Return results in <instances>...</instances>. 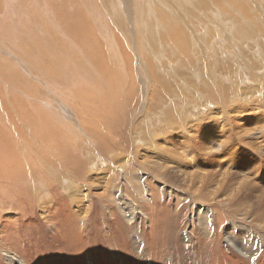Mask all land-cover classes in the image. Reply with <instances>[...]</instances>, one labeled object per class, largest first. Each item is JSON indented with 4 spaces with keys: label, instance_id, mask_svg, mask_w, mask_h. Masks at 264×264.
<instances>
[{
    "label": "rangeland",
    "instance_id": "rangeland-1",
    "mask_svg": "<svg viewBox=\"0 0 264 264\" xmlns=\"http://www.w3.org/2000/svg\"><path fill=\"white\" fill-rule=\"evenodd\" d=\"M18 1L16 16L20 14L21 19L14 17L22 23L16 28L0 24V130L17 134L6 143L12 155L7 157L5 150L8 160L0 163V180L14 185L12 194L0 196V264H87L93 253L88 260L86 254L60 252V243L51 237L63 224L54 220L55 225L53 217L64 216V209L65 218L74 219L81 226L84 243L96 249L102 240L118 241L138 264L156 263L149 250L143 253L150 238L156 243L172 240V248L179 242V248L188 249V259L183 256L187 259L185 264H201L189 251L196 247L195 233L202 235L199 231L204 224L209 227L206 234L213 231L221 235L215 239L217 246L209 264H264V240L256 241L252 232L239 241L245 251H227L232 247H225L220 238L230 220L225 216L223 226L213 224L214 213L207 214L206 207L215 205L214 199L202 204L203 193L191 199L193 196L184 190L180 176L215 172L217 151L221 145H228L223 148L234 155L236 175L252 178L248 179L255 195L264 193V0H59L71 5L73 8L66 12L82 23L78 27L85 34L79 28L78 34L87 42L86 48L81 46L78 35L80 41L67 34L72 28L57 10L58 0ZM14 3L15 0H8L7 5ZM86 34L92 38L87 39ZM150 36L155 39L153 43ZM44 121L52 124L49 128L55 131L44 130ZM235 122L242 124L247 140L233 133L228 138V129ZM30 123L40 124L42 129H33ZM13 141L24 143L20 149L26 152L22 153ZM159 145L165 150L160 151ZM20 155L26 157L22 159ZM112 159L127 166L118 168ZM144 160L147 165L142 164ZM218 162L224 166L221 159ZM154 164L166 166L171 172L163 176ZM246 167L248 171L244 170ZM171 186L173 191L167 188ZM95 203L104 211L102 219L97 217L99 214L93 216L97 217L93 221L89 216L82 219L85 210L92 212ZM16 204L30 205L35 217L31 218L32 227L43 226L35 230L33 237L21 226L11 225L9 211ZM108 212L114 213L115 224H111L112 220L107 222ZM233 230L235 234L239 231L236 227ZM39 236H43L42 240Z\"/></svg>",
    "mask_w": 264,
    "mask_h": 264
},
{
    "label": "bare ground",
    "instance_id": "bare-ground-1",
    "mask_svg": "<svg viewBox=\"0 0 264 264\" xmlns=\"http://www.w3.org/2000/svg\"><path fill=\"white\" fill-rule=\"evenodd\" d=\"M33 1H35V0H33ZM43 1V0H42ZM80 1V0H79ZM116 1V0H115ZM167 1V0H166ZM240 1V0H239ZM7 2H8V0H0V24L4 27V25L7 27V28H9V27H13V28H16V26L18 25V24H21L22 22H21V20H19V19H17L16 17H18V16H16V5H18V4H16V0H15V3H14V5H12V6H10V7H8V5H7ZM17 2L18 3H20L18 0H17ZM22 2V1H21ZM40 2V1H39ZM92 3H93V1H91ZM131 2V1H130ZM69 3H71V2H69ZM114 3V2H113ZM117 3V2H116ZM121 3V2H120ZM202 3V2H201ZM52 4V3H51ZM57 4V10H59V12L61 13V16H62V19H63V21H65L66 23H67V25H69V27L70 28H72L71 29V32H70V28L67 30L68 32H67V34H69V33H71V36L74 38V37H77L78 39H79V37L81 38V42H82V44L80 43V42H77V43H80L81 44V46L83 45V47H85V46H88V44H87V42L82 38V35H79L78 33L80 32H78V30L79 29H81V34H85L84 32L82 33V27H78V25L80 26L82 23H79L78 21H77V19H78V17L76 18V16H74L73 18H72V15H71V13H67L69 10L68 9H71V8H73V7H71V5H70V7H69V5L68 4H65V3H61V1H59L58 0V3H56ZM107 4V3H106ZM260 4V3H259ZM264 4V3H263ZM50 5V4H49ZM48 5V6H49ZM62 5L64 6V8L62 9ZM108 5V7H111V6H109V3L107 4ZM106 5V6H107ZM111 5V4H110ZM120 4H118V6H119ZM130 5V4H129ZM257 5V4H256ZM261 5V4H260ZM91 6V5H90ZM112 6H114V5H112ZM117 6V7H118ZM20 7H22V6H20ZM42 7V6H41ZM56 7V6H55ZM121 6H119V8H120ZM255 7V6H254ZM257 7V6H256ZM259 7V6H258ZM261 7H262V5H261ZM53 8V7H52ZM113 8V7H112ZM115 8V7H114ZM119 8H117V9H119ZM129 8V7H128ZM132 8V7H131ZM136 8V7H135ZM109 9H111V8H109ZM260 8H256V10H259ZM46 10V9H45ZM126 10V9H125ZM146 10V9H145ZM243 10H244V8H243ZM255 10V11H256ZM263 10V8L261 9V11ZM67 11V12H66ZM118 11H121V8L118 10ZM239 11V10H238ZM246 11V10H245ZM260 11V10H259ZM247 12V11H246ZM252 12V11H251ZM262 12H264V11H262ZM18 13V12H17ZM28 13V12H27ZM44 13V12H43ZM117 13H119V12H117ZM239 13V12H238ZM259 13V12H258ZM261 13V12H260ZM56 14V13H55ZM58 14V13H57ZM75 14V13H74ZM120 14H122V13H120ZM247 14H248V12H247ZM257 14V13H256ZM87 15V14H86ZM119 15V14H118ZM117 15V16H118ZM125 15V14H124ZM128 15V14H127ZM240 15H241V13H240ZM243 15V14H242ZM261 14H259V16H260ZM14 16H16V17H14ZM54 16V15H53ZM61 16H60V18H61ZM101 16V15H100ZM121 16V15H120ZM126 16V15H125ZM246 16V15H245ZM258 16V15H257ZM127 17V16H126ZM162 17V16H161ZM165 17V16H164ZM247 17V16H246ZM262 17V16H261ZM264 17V16H263ZM19 18L21 19V16H19ZM80 18V17H79ZM84 18V17H83ZM248 18H250V17H248ZM253 18V17H252ZM255 18V17H254ZM42 19V18H41ZM243 19H245V18H243ZM11 20V21H10ZM35 20V19H34ZM69 20V21H68ZM79 20V19H78ZM98 20V19H97ZM130 20V19H129ZM162 20H163V17H162ZM249 20V19H248ZM247 19H246V21H248ZM253 20V19H252ZM8 21H10V25H8ZM242 21V20H241ZM246 21H243V23L244 22H246ZM254 21V20H253ZM25 21H23V23H24ZM149 22V21H148ZM168 22V21H167ZM57 23V22H56ZM63 24H64V22H62ZM112 23V22H111ZM195 23V22H194ZM204 23H205V21H204ZM251 23V22H250ZM124 24V23H123ZM142 24V23H141ZM259 24V23H258ZM48 25V24H47ZM93 25V24H92ZM135 25V24H134ZM169 25V24H168ZM171 25V24H170ZM43 26V25H42ZM66 26V24H64L63 25V27H65ZM82 26H84V25H82ZM88 26V25H87ZM153 26V25H152ZM61 27V26H60ZM68 27V26H67ZM94 27V26H93ZM199 27V26H198ZM258 27V26H257ZM260 27V26H259ZM258 27V30L257 31H259V28ZM6 28V29H7ZM66 28V27H65ZM79 28V29H78ZM155 28V27H154ZM0 29H1V27H0ZM45 29V28H44ZM66 30V29H65ZM218 30V29H217ZM244 30V29H243ZM84 31V30H83ZM130 31V30H129ZM133 31V30H132ZM189 31V30H188ZM209 31H211V30H209ZM263 31V30H262ZM1 32V31H0ZM62 32H63V30H62ZM66 32V31H65ZM64 32V33H65ZM131 32V31H130ZM140 32V31H139ZM161 32V31H160ZM196 32V31H195ZM219 32V31H218ZM216 33V32H215ZM236 33V32H235ZM79 37H78V36ZM215 35H217V34H215ZM224 35H225V33H224ZM1 36V35H0ZM18 36V35H17ZM67 36H69V35H67ZM121 36V35H120ZM154 36V35H153ZM212 36H214V35H212ZM3 37V36H2ZM1 37V38H2ZM87 39H90V38H92V37H90L89 35H87L86 34V36H85ZM90 37V38H89ZM117 37V36H116ZM217 37V36H216ZM17 38V37H16ZM21 38V37H20ZM23 38V37H22ZM21 38V39H22ZM71 38V37H70ZM72 38V39H73ZM95 38V37H94ZM128 38V37H127ZM220 38V37H219ZM218 38V39H219ZM226 38V37H225ZM224 38V40H226ZM7 39V38H6ZM126 39V38H125ZM130 39V38H129ZM197 39V38H196ZM217 39V38H216ZM215 39V40H216ZM258 39V38H257ZM11 39H9V41H10ZM74 41H76L75 39H73ZM95 40H97L96 38H95ZM95 40H93V41H95ZM149 40V39H148ZM198 40V39H197ZM201 40V39H200ZM227 40H229V39H227ZM232 40V39H231ZM231 40H229V41H231ZM3 41V40H2ZM22 42H23V40H21ZM60 41V40H59ZM58 41V42H59ZM72 41V40H71ZM74 41H72L73 43H74ZM79 41H80V39H79ZM93 41H91V42H93ZM155 41V39L152 37V36H150V42H154ZM217 41V40H216ZM220 41V40H219ZM223 41V40H222ZM1 42V41H0ZM5 42V44H6V41H4ZM90 42V43H91ZM110 42V41H109ZM138 42V41H137ZM226 42V41H225ZM242 42V41H241ZM8 43V42H7ZM77 43H76V45H77ZM123 43V42H122ZM159 43V42H158ZM9 44V43H8ZM126 44V43H125ZM24 45V44H23ZM63 45V44H62ZM123 45V44H122ZM159 45V44H158ZM239 45V44H238ZM1 46V45H0ZM6 46H7V44H6ZM46 46V45H45ZM165 46V45H164ZM256 46V45H255ZM254 46V47H255ZM90 47H92V46H90ZM94 47V46H93ZM99 47V46H98ZM233 47V46H232ZM76 48V47H75ZM86 48V47H85ZM101 48V47H100ZM249 48V47H248ZM39 49H41V48H39ZM83 49V48H82ZM107 49V48H106ZM116 49V48H115ZM198 49V48H197ZM255 49V48H254ZM260 48H256V50L258 51V52H261L260 50H259ZM29 50V49H28ZM43 50V49H42ZM77 50V49H76ZM88 50V49H87ZM170 50V49H169ZM217 50V49H216ZM136 51V50H135ZM142 51V50H141ZM171 51V50H170ZM204 51H206V50H204ZM217 51H220L219 49L217 50ZM88 52V51H87ZM139 52V51H138ZM197 52V51H196ZM239 52V51H238ZM81 53V52H80ZM89 53L90 52H88V54L87 55H89ZM218 53V52H217ZM251 53V52H250ZM262 53V52H261ZM33 54V53H32ZM56 54V53H55ZM142 54V53H141ZM134 55V54H133ZM144 55H146V53L144 54ZM229 55V54H228ZM35 56V55H34ZM50 56V55H49ZM110 56V55H109ZM142 56V55H141ZM147 56V55H146ZM145 56V57H146ZM161 56V55H160ZM169 56V55H168ZM230 56V55H229ZM241 56V55H240ZM1 57V56H0ZM38 57V56H37ZM90 57V56H89ZM140 57V56H139ZM149 57V56H148ZM212 57V56H211ZM226 57V56H225ZM83 58V57H82ZM27 59V58H26ZM30 59V58H29ZM63 59V58H62ZM87 59V58H86ZM90 59V58H89ZM146 59V58H145ZM148 59V58H147ZM198 59V58H197ZM233 59V58H232ZM249 59V58H248ZM25 60V59H24ZM184 60V59H183ZM208 60V59H207ZM215 60V59H214ZM244 60V59H243ZM109 61V60H108ZM246 61V60H245ZM40 62V61H39ZM154 62V61H153ZM156 62V61H155ZM158 63V62H157ZM163 63V62H162ZM233 63V62H232ZM264 63V62H263ZM159 64V63H158ZM259 64V63H258ZM237 65H238V63H237ZM261 65V64H260ZM208 66V65H207ZM213 66V65H212ZM242 66V65H241ZM255 66V65H254ZM136 67V66H135ZM248 67H249V65H248ZM80 68V67H79ZM96 68V67H95ZM205 68V67H204ZM235 68V67H234ZM141 69H142V67H141ZM174 69V68H173ZM179 69V68H178ZM215 69V68H214ZM221 69V68H220ZM56 70V69H55ZM64 70V69H63ZM63 70H61V71H63ZM147 70H149L148 68H147ZM168 70V69H167ZM238 70V69H237ZM257 70V69H256ZM52 71V70H51ZM50 71V72H51ZM206 70H204V72H205ZM72 72V71H71ZM149 72V71H148ZM226 72V71H225ZM52 73L53 72H51L50 74L52 75ZM198 73V72H197ZM56 74V73H55ZM67 74V73H66ZM65 75V74H64ZM233 75V74H232ZM235 75V74H234ZM233 75V76H234ZM5 76V75H4ZM57 76V75H56ZM60 76V75H59ZM126 76V75H125ZM136 76V75H135ZM13 77V76H12ZM206 77V76H205ZM221 77V76H220ZM245 77V76H244ZM10 78V77H9ZM163 78V77H162ZM213 78V77H212ZM235 78V77H234ZM246 78V77H245ZM255 78V77H254ZM253 78V79H254ZM150 79V78H149ZM48 80V79H47ZM144 80V79H143ZM226 80V79H225ZM245 80V79H244ZM12 81V80H11ZM224 81V80H223ZM236 81V80H235ZM247 81V80H246ZM261 82V84H262V81H260ZM82 84V83H81ZM201 84V83H200ZM236 84V83H235ZM243 84H244V82H243ZM242 84V85H243ZM255 84V83H254ZM30 85V84H29ZM147 85V84H146ZM179 85V84H178ZM251 85V84H250ZM53 86V85H52ZM200 86V85H199ZM204 86V85H203ZM216 86V85H215ZM218 86V85H217ZM259 86H262V85H259ZM258 86V87H259ZM67 87V86H66ZM264 87V86H263ZM27 88V87H26ZM225 88V87H224ZM204 89V88H203ZM234 89V88H233ZM253 89V88H252ZM259 89V88H258ZM65 90V89H64ZM208 90V89H207ZM225 90V89H224ZM235 90V89H234ZM256 90H257V88H256ZM23 91H24V89H23ZM67 91V90H66ZM153 91V90H152ZM249 91V90H248ZM248 91H246V92H248ZM253 91V90H252ZM263 91V90H262ZM63 92V91H62ZM121 92V91H120ZM225 92V91H224ZM227 92V91H226ZM257 92H258V90H257ZM260 92V91H259ZM258 92V93H259ZM147 93V92H146ZM149 93H152V92H149ZM205 93V92H204ZM229 94H230V92H228ZM188 94V93H187ZM236 94V93H235ZM244 94V93H243ZM257 94V93H256ZM116 95V94H115ZM207 95V94H206ZM234 95V94H233ZM241 95V94H240ZM247 95H248V93H247ZM249 95H251V93L249 94ZM258 95V94H257ZM4 96V95H3ZM246 96V95H245ZM259 96V95H258ZM117 97V96H116ZM128 97V96H127ZM243 97V96H242ZM247 97V96H246ZM253 97V96H252ZM261 97V96H260ZM131 99H132V97H130ZM130 98H129V100H130ZM183 98V97H182ZM257 98V97H256ZM176 99V98H175ZM179 99V98H178ZM247 100V98H244V100ZM250 99V98H249ZM252 99V98H251ZM250 99V100H251ZM254 99V98H253ZM259 99V98H258ZM261 99V98H260ZM263 99H264V97H263ZM127 100V99H126ZM177 100V99H176ZM210 100V99H209ZM221 100V99H220ZM224 100V99H223ZM227 100V99H226ZM232 100V99H231ZM240 100H241V98H240ZM64 101V100H63ZM242 101H243V99H242ZM251 101H253V100H251ZM264 101V100H263ZM62 102V101H61ZM196 102V101H195ZM246 102V101H245ZM261 102V101H260ZM124 103V102H123ZM185 103V102H184ZM203 103V102H202ZM227 103H228V101H227ZM247 103V102H246ZM24 104V103H23ZM54 104V103H53ZM57 104V103H56ZM99 104V103H98ZM132 104V103H131ZM222 104V103H221ZM225 104V103H224ZM240 104V103H239ZM260 104V103H259ZM263 104V103H262ZM114 105V104H113ZM180 105V104H179ZM51 106H53V105H51ZM50 106V107H51ZM185 106V105H184ZM200 106V105H199ZM208 106V105H207ZM216 106V105H215ZM226 106H227V104H226ZM230 106V105H229ZM235 106H237V104L235 105ZM251 106V105H250ZM255 106V105H254ZM214 107V106H213ZM173 108V107H172ZM234 108V107H233ZM256 108V107H255ZM114 110H116L115 108H113ZM183 109V108H182ZM191 109V108H190ZM231 109V108H230ZM229 109V110H230ZM9 110V109H8ZM111 110V109H110ZM119 110V109H118ZM124 110V109H123ZM127 110V109H126ZM202 110V109H201ZM53 111V110H52ZM106 111V110H105ZM223 111V110H222ZM252 111V110H251ZM1 112V111H0ZM115 112V111H114ZM116 112H118L117 110H116ZM16 114V113H15ZM25 114V113H24ZM44 114V113H43ZM118 114V113H117ZM150 114V113H149ZM174 114V113H173ZM208 114V113H207ZM7 115V114H6ZM9 115V114H8ZM114 115V114H113ZM112 115V116H113ZM189 115V114H188ZM191 115H192V113H191ZM202 115V114H201ZM200 115V116H201ZM217 115V114H216ZM3 116V115H2ZM187 116V115H186ZM190 116V115H189ZM204 116H205V114H204ZM232 116H233V113H232ZM199 117V116H198ZM118 118V117H117ZM139 118V117H138ZM186 118V117H185ZM201 118H203V117H201ZM206 119V118H205ZM216 119V118H215ZM229 119H230V117H229ZM19 120V119H18ZM135 120V119H134ZM214 120V119H213ZM64 121V120H63ZM62 121V122H63ZM193 121V120H192ZM215 121V120H214ZM1 122V121H0ZM147 122V121H146ZM151 122V121H150ZM231 122V121H230ZM236 122H238V121H236ZM234 123L232 126H231V128H229L228 129V138H230L231 137V134L233 133L235 136H237V137H241V139L242 140H244V139H246V137H244V135H245V132H244V129L242 128V124H238V123ZM2 123H3V121H2ZM31 123H34V122H31ZM30 123V124H31ZM42 123V122H41ZM156 123H157V121H156ZM6 124V123H5ZM4 124V125H5ZM39 124V123H38ZM177 124V123H176ZM3 125V124H2ZM3 125V126H4ZM8 125V124H7ZM25 125V124H24ZM27 125V124H26ZM50 126H52V124H49L48 122H46V121H44L42 124H41V127L44 129V130H47V128L48 129H50L51 127ZM54 126H56V125H54ZM5 127V126H4ZM7 127V126H6ZM5 127V128H6ZM38 127H39V131L42 129L41 127H40V124L39 125H35V124H31V128H37L38 129ZM50 127V128H49ZM3 128V127H2ZM1 128V129H2ZM7 128H9V127H7ZM13 128V127H12ZM21 128V127H20ZM11 129V128H10ZM16 129V128H15ZM186 129V128H185ZM8 130V129H7ZM17 130V129H16ZM50 130H54L55 131V129L53 128V129H50ZM49 130V131H50ZM78 130V129H77ZM34 131V133H38L36 130H33ZM32 131V132H33ZM36 131V132H35ZM49 131H47V132H49ZM140 131V130H139ZM67 132H68V130H67ZM76 132V131H75ZM15 132H13V133H11V131H6V129L4 130V129H2V130H0V155H2L1 157H0V163H5V161H7L8 160V158H5V154H7V157H9V156H11L12 155V153H10V151H12V149L10 150V148L8 149L7 147H6V143L9 141V138L11 137H13L15 134H14ZM56 133H58L57 131H56ZM61 133V132H60ZM33 134V133H32ZM31 134V135H32ZM50 134V133H49ZM73 134V133H72ZM135 134V133H134ZM148 134V133H147ZM17 135V134H16ZM171 135V134H170ZM169 135V136H170ZM46 136V135H45ZM44 136V137H45ZM67 134H66V139H68L69 138V136H68V138H67ZM151 136V135H150ZM149 136V137H150ZM172 136V135H171ZM94 137V136H93ZM142 137H143V135H142ZM147 137V136H146ZM168 137V136H167ZM167 137H166V139H167ZM227 137V136H226ZM14 138H16V136L14 137ZM135 138H136V136H135ZM153 139L155 138V137H152ZM156 138H157V136H156ZM75 139V138H74ZM142 139V138H141ZM150 139V138H149ZM3 140L5 141V142H3ZM19 140V139H18ZM41 140V139H40ZM100 140V139H99ZM137 140H138V138H137ZM155 140V139H154ZM152 141L153 143L155 142V144H156V140L155 141ZM158 140H160V139H158ZM226 140V139H225ZM229 140V139H228ZM247 140V139H246ZM11 141V140H10ZM65 141V140H64ZM90 141V140H89ZM135 141V140H134ZM149 141V140H148ZM12 142V141H11ZM14 142V141H13ZM60 142V141H59ZM140 142V141H139ZM165 142V141H164ZM226 142H227V140H226ZM252 142V141H251ZM15 143V144H14ZM13 144L15 145V147H18L19 149L20 148H22V147H25L23 144H21V143H19V142H14ZM66 143V142H65ZM67 143L68 144H70L71 143V141H70V139L69 140H67ZM147 143V142H146ZM150 143H151V141H150ZM141 144H144V143H141ZM241 144V143H240ZM243 144V143H242ZM245 144V143H244ZM247 144V143H246ZM91 145V144H90ZM133 145H134V143H133ZM138 145H139V143H138ZM149 146H150V144H148ZM147 145V146H148ZM166 145V144H165ZM167 145H169V143L167 142ZM167 145H166V147H167ZM40 146V145H39ZM43 146V145H42ZM135 146H136V144H135ZM140 146V145H139ZM145 146V145H144ZM154 146V145H153ZM152 146V147H153ZM157 146V145H156ZM160 146H162V145H159V147ZM225 146V145H224ZM223 145H221L220 147H219V149H218V151H217V162H218V160L219 159H221V161H223L224 162V166H220L219 164V162L217 163L216 162V164H215V172H201V173H194V174H190V173H192V172H190V173H188V175H186V176H183L182 174L180 175L183 179L181 180V182H182V185H184L185 186V191H188V194H190V195H192L193 197H190L191 199L193 198H198L197 197V195L199 194V193H203V196L201 197L200 195V197H201V202H202V204H204L203 202H205L206 203V201H208V199H214V201H215V205H213V206H211V207H206L207 208V214H208V212H210V211H212L213 213H214V215H213V219H215V221H214V223L213 224H217L218 226H220V224H221V226H223L224 225V220H225V216L230 220V225L229 226H226V225H224V227H223V229H224V231L226 232L225 233V235H223L222 234V238H220V240H223V244L225 245V247H227V248H230V247H228V245L229 246H231L232 248H230L229 250L227 249V251H230V250H239L240 252H242V251H245V250H243V249H246V248H244L245 246L243 245V243H239V241L244 237V239H246V238H248L249 236H251L250 234H251V232L253 233V237H254V239L256 240V241H262L263 242V240L264 239H262V240H260L261 238H262V233L264 232V202H262L261 200H262V197H264V193L262 194V195H255V193L253 192L254 190H253V188H254V186L250 183V181H249V179L251 178H245V177H243L242 178V175L241 174H239V176L238 175H236V173L234 172V170L233 169H236L235 167L236 166H234V161H235V158H234V155L233 154H231V153H228V152H226L225 150H226V148H225V150H224V147ZM228 145H226L225 147H227ZM247 146V145H246ZM11 147V146H10ZM32 147H34V146H32ZM141 147V146H140ZM158 147V148H159ZM164 146H162V148L160 149V151L162 150V149H164L165 150V148H163ZM264 147V146H263ZM28 148V147H27ZM30 148V147H29ZM59 148V147H58ZM134 148V147H133ZM146 148V147H145ZM151 148V147H150ZM157 148V147H156ZM155 148V149H156ZM158 148H157V151H158ZM14 149V148H13ZM34 149V148H33ZM136 149V148H135ZM153 149V148H152ZM169 149H171L170 147H169ZM6 150V151H5ZM10 150V151H9ZM20 150H22V149H20ZM30 150V149H29ZM41 150V149H40ZM110 150V149H109ZM138 150H140V149H138ZM143 150V149H142ZM148 150V149H147ZM150 150V149H149ZM172 150V149H171ZM223 150V151H222ZM4 151H5V154H4ZM15 151V150H14ZM13 151V152H14ZM17 151V150H16ZM30 151H32V150H30ZM29 151V152H30ZM153 151V150H152ZM151 151V152H152ZM155 151V150H154ZM169 151V150H168ZM174 151V150H173ZM222 151V152H221ZM262 151H264V150H262ZM261 151V152H262ZM17 152H19V151H17ZM21 152V151H20ZM26 151H24L23 152V150H22V153H25ZM28 152V153H29ZM92 152V151H91ZM136 152V151H135ZM144 152V151H143ZM163 152V151H162ZM16 153V152H15ZM37 153V152H36ZM48 153V152H47ZM137 153V152H136ZM166 153V152H165ZM174 153V152H173ZM176 153V152H175ZM3 154H4V158H3ZM38 154V153H37ZM74 154V153H73ZM115 154V153H114ZM133 154V153H132ZM145 154H147V153H143V155H145ZM262 154V153H261ZM13 155H14V153H13ZM16 155V154H15ZM18 155V154H17ZM29 155V154H28ZM30 155H32V152L30 153ZM33 155H36L35 153H33ZM90 155V154H89ZM136 155V154H135ZM142 155V154H141ZM142 155V156H143ZM172 155V154H171ZM209 155V154H208ZM21 156V155H20ZM20 156H19V158H20ZM38 156V155H37ZM54 156V155H53ZM111 156V155H110ZM146 156V155H145ZM15 157V156H14ZM22 157V156H21ZM24 158L26 157V156H23ZM23 157H22V159H23ZM29 157V156H28ZM34 157V156H33ZM32 157V158H33ZM105 157V156H104ZM115 157V156H114ZM117 157V156H116ZM121 157V156H120ZM136 157V156H135ZM137 157H138V155H137ZM136 157V158H137ZM209 157V156H208ZM10 158V157H9ZM18 158V157H17ZM18 158V159H19ZM30 158V157H29ZM134 158V157H133ZM147 158V157H146ZM210 158V157H209ZM16 159V158H15ZM21 159V158H20ZM22 159H21V161H22ZM31 159V158H30ZM123 159V158H122ZM139 159V158H138ZM143 159V158H142ZM145 159V158H144ZM11 160V159H10ZM27 160V159H26ZM112 160H115V162L116 163H118V168H124V166H127L126 164H123V163H121V162H119L120 160H121V158H120V160H116V159H112ZM125 160V159H124ZM146 160V159H145ZM140 161V162H142V164L143 165H147L148 164V162L147 161ZM148 160V159H147ZM150 160V159H149ZM16 161H17V159H16ZM40 161V160H39ZM122 161V160H121ZM64 162V161H63ZM77 162V161H76ZM93 162H95V161H93ZM29 163V162H28ZM30 163H32V162H30ZM48 163V162H47ZM85 163V162H84ZM114 163V162H113ZM127 163V162H126ZM18 164V163H17ZM16 164V165H17ZM50 164V163H49ZM141 164V165H142ZM21 165V164H20ZM26 165V164H25ZM31 165V164H30ZM29 165V166H30ZM68 165V164H67ZM90 165H92L91 163H90ZM89 165V166H90ZM154 165H156V164H154ZM153 165V166H154ZM165 165V164H164ZM236 165V164H235ZM238 165V164H237ZM48 166V165H47ZM157 167H155L154 169L156 170V171H158L159 173H162L163 174V176L165 175V173L166 172H168V171H170L171 172V170L170 169H167V167L166 166H164V167H158V165H156ZM58 167V166H57ZM66 167V166H65ZM91 167V166H90ZM145 167V166H144ZM138 168V167H137ZM249 168V167H248ZM39 169V168H38ZM88 169H90L89 167H88ZM146 169H148V168H146ZM120 170V169H119ZM173 170V169H172ZM244 170H247V167L244 169ZM13 171V170H12ZM101 171V170H100ZM121 171V170H120ZM237 171H239V170H237ZM248 171V170H247ZM249 171H250V169H249ZM54 172V171H53ZM99 172V171H98ZM242 172V171H241ZM246 172V171H245ZM259 172V171H258ZM96 173H97V171H96ZM238 173V172H237ZM257 173V172H256ZM35 174V173H34ZM45 174V173H44ZM150 174V173H149ZM154 174V173H153ZM170 174V173H169ZM178 174H180V173H178ZM109 175V174H108ZM171 175H173V173L172 174H170V176ZM111 176V175H110ZM246 176V175H245ZM2 177V176H1ZM8 177V176H7ZM11 177V176H10ZM114 177V176H113ZM90 178V177H89ZM103 178V177H102ZM164 178V177H163ZM167 178H169V177H167ZM4 179V178H3ZM7 179V178H6ZM9 179V178H8ZM7 179V180H8ZM13 179V178H12ZM108 179V178H107ZM252 179V178H251ZM6 180V181H7ZM80 180V179H79ZM165 180V179H164ZM169 180V179H168ZM178 179H176V181H177ZM90 181V180H89ZM114 181V180H113ZM166 181V180H165ZM179 181V180H178ZM247 181H249V182H247ZM8 182H9V180H8ZM51 182V181H50ZM96 182V181H95ZM112 182V178H111V181H110V183ZM10 183V182H9ZM12 183V182H11ZM15 183V182H14ZM20 183V182H19ZM109 183V181H108V184H110ZM170 184V183H169ZM171 184H173L174 186H175V184L172 182ZM180 184V183H179ZM12 185V184H11ZM166 185V184H165ZM14 186V185H13ZM13 186H9V185H7L6 183H4V181H2V180H0V196L1 195H5V194H7L8 192H10L11 193V191L13 190V189H11V187L13 188ZM81 186H83V185H80V187ZM167 186V185H166ZM173 186V187H174ZM75 187V186H74ZM90 187V186H89ZM104 187V186H103ZM110 187V185L108 186V188ZM257 187V186H256ZM255 187V188H256ZM83 188V187H82ZM111 188V187H110ZM167 188H169V189H171L172 191L174 190L173 188H172V186L171 187H167ZM105 189H107V188H105ZM177 188H175V190H176ZM63 190V189H62ZM110 190V189H109ZM80 191V190H79ZM84 191V190H83ZM111 191V190H110ZM259 191V190H258ZM104 192H105V190H104ZM243 192H247V194L246 193H243ZM71 193V192H70ZM77 193V192H76ZM80 193H82V192H80ZM110 193V192H109ZM12 194V193H11ZM83 194V193H82ZM257 194V193H256ZM65 195V194H64ZM102 195V194H101ZM241 195H245L244 197H241ZM2 196V197H3ZM43 196V195H42ZM100 196V195H99ZM74 197V196H73ZM46 198V197H45ZM95 198H97V197H95ZM113 198V197H112ZM85 199V198H84ZM111 199V198H110ZM82 200H83V198H82ZM199 202V201H198ZM210 202V201H209ZM213 201H211V203H212ZM65 203V202H64ZM99 203V202H98ZM200 203V202H199ZM72 204V203H71ZM96 204V203H95ZM210 205V204H209ZM13 207H10V209H11V211H9L10 212V216H11V225H12V223L13 224H15V225H12L13 227L14 226H16V225H18V226H21L23 229L22 230H26V232L27 233H30V235H31V237H33V235L35 234V230H38V228H43V226L41 227V226H39V224H38V226L36 225V226H33L32 227V225H34V222H32L31 221V218H34L35 219V217H34V211L31 209V206L29 205H12ZM28 206V207H27ZM32 206H35V205H32ZM68 205H66V207H67ZM1 208H2V205L0 206ZM6 207V206H5ZM9 207V206H8ZM36 208V207H35ZM112 208H113V206H112ZM4 209V208H3ZM6 210H7V208H6ZM101 210V211H100ZM66 209H64V216H61V215H59L58 216V214H56L55 215V217H53L54 219L52 220V221H60L61 223H63L59 228L57 227L56 228V230H55V232H54V236H51L57 243H60V252H62V251H69V252H76L79 256H81V255H83V254H86L87 255V259L89 260V258H90V255L92 254V256H91V258H90V261H88V263L87 264H119V263H121V264H138V262H137V259L129 252V249H127L126 247H123V246H121V245H118V241H110V240H102L101 242H100V244L97 246V248L95 249V248H92V247H90L88 244H86V243H84V241H85V238H83V236H82V234H81V226H78L77 225V221L76 220H74V219H67V218H65V216H66ZM111 211V210H110ZM104 212V211H103ZM102 212V208L99 206V205H94L93 204V209H92V212L91 211H89L88 209H86L85 210V212H84V215L82 216V219H85L86 217H88L89 218V220H95L97 217H100V215L103 213ZM106 212V211H105ZM3 213V212H2ZM5 213V212H4ZM51 214H53L52 212H51ZM97 215V214H99V216H97L96 218H93V216L94 215ZM2 215V214H1ZM95 215V216H96ZM223 215V216H222ZM3 216V215H2ZM115 217V215H114V213L113 212H108L107 213V216H106V219H108L107 220V222L108 223H111L110 221L112 220V222L113 223H111V224H115V222H116V219H113L114 217ZM29 218H30V220H29ZM101 218V217H100ZM0 219H2V218H0ZM102 219V218H101ZM9 220V219H8ZM37 221H38V223L40 222L39 221V219H36ZM44 221V220H43ZM55 221H54V223H55ZM120 222V221H119ZM226 222V221H225ZM227 223H228V221H227ZM47 224V223H46ZM58 224H59V222H58ZM212 224V225H213ZM223 224V225H222ZM236 224V225H235ZM1 225V224H0ZM8 225V224H7ZM40 225H43V224H40ZM55 225H56V223H55ZM60 225V224H59ZM58 225V226H59ZM211 225V226H212ZM54 226V225H53ZM220 226V227H221ZM45 227V226H44ZM202 227H203V229L201 230V231H199V232H202L201 234L202 235H199V233H195V235H196V238H194V240H195V243H196V247L195 248H193L194 250L192 251V252H190L191 251V249H190V251H189V253H192L193 255H195V256H197V258L201 261V264H203V263H205V264H209V262H210V258H212L213 257V249H214V247L215 246H217V243H216V241H215V239H217V237H220V236H218V235H215L214 233L215 232H213V231H211L212 233H210L209 235L208 234H206L207 232H209V227L208 228H206V224H204V225H202ZM217 227V226H216ZM234 227H236V229H238L239 231H237L238 233L237 234H235V232H234V230H233V228ZM245 227L247 228V229H245ZM214 227H212V229H213ZM217 229H218V227H217ZM222 229V230H223ZM32 230H33V232H32ZM221 232V231H220ZM242 232V233H241ZM249 233V235L248 236H245L244 235V233ZM42 233V232H41ZM219 233V232H218ZM39 234V233H38ZM217 234V233H216ZM243 235V236H242ZM35 237V236H34ZM38 237V236H37ZM50 237V238H51ZM190 237V236H189ZM195 237V236H194ZM36 238V237H35ZM39 238L42 240V238H43V236H42V238H41V236H39ZM192 238V236L190 237V239ZM232 239V240H231ZM251 239V238H250ZM192 240V239H191ZM219 240V239H218ZM34 241H36L37 242V238L36 239H34ZM189 241V240H188ZM148 243H147V246L145 247V250H144V254L149 250V252L150 253H152L153 254V257H155L156 258V263H159V264H185V261L188 259V249L184 246H182L183 248H179L178 247V245H180V244H178L179 242H177L176 243V245L172 248V247H170V244L172 243V240H170L169 242H162V243H156L155 241H154V239H152V238H150L148 241H147ZM191 242V241H190ZM192 243H193V241H192ZM254 243H256V242H254ZM127 244V243H126ZM126 244H123V245H125L126 246ZM183 244V243H182ZM187 244H189V243H187ZM186 244V245H187ZM263 244V243H262ZM218 245H219V243H218ZM245 245H246V243H245ZM254 245V244H253ZM264 245V244H263ZM104 246V247H103ZM212 246V247H211ZM220 246V245H219ZM250 246H251V244H250ZM129 247V246H128ZM148 247H149V249H148ZM190 247H192V245L190 246ZM222 247H223V245H222ZM252 247V246H251ZM259 247V246H258ZM57 248V247H56ZM131 249V248H130ZM176 249V250H175ZM169 250V251H168ZM174 250V251H173ZM225 250V249H224ZM133 251V250H132ZM131 251V252H132ZM136 251V250H135ZM226 251V250H225ZM225 251H223L222 252V250H221V252L222 253H224ZM247 251V250H246ZM137 252V251H136ZM148 252V253H149ZM253 252V251H252ZM143 253H141V256H142V254ZM138 254V253H137ZM139 255V254H138ZM184 255H186L187 256V259H185L184 257ZM232 255V254H231ZM236 255V254H235ZM239 255V254H238ZM149 256V255H148ZM184 256V257H183ZM234 256V255H233ZM247 256V255H246ZM151 257V256H150ZM239 257V256H238ZM243 257H245V255L243 256ZM79 259H80V257H78ZM145 258V257H144ZM246 258V257H245ZM247 258H248V256H247ZM251 258V257H250ZM262 258V257H261ZM261 258H260V260H261ZM146 259V258H145ZM172 259H174L173 260V262H171V260ZM194 259V258H193ZM257 259V258H256ZM264 259V258H263ZM150 260V259H149ZM190 260V259H189ZM252 260V259H251ZM191 262V261H190ZM203 262V263H202ZM220 262V261H219ZM146 263V262H145ZM155 263V264H156ZM192 263V262H191ZM193 263H194V261H193ZM197 263H199V261H197ZM197 263H195V264H197ZM147 264V263H146ZM188 264H190V263H188ZM259 264V263H258Z\"/></svg>",
    "mask_w": 264,
    "mask_h": 264
}]
</instances>
